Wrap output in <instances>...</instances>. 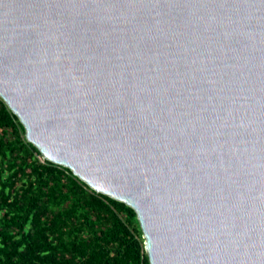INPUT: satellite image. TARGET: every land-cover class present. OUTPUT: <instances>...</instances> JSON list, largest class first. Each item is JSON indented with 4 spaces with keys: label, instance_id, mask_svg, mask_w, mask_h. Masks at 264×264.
<instances>
[{
    "label": "water",
    "instance_id": "95a60500",
    "mask_svg": "<svg viewBox=\"0 0 264 264\" xmlns=\"http://www.w3.org/2000/svg\"><path fill=\"white\" fill-rule=\"evenodd\" d=\"M0 97L150 264H264V0H0Z\"/></svg>",
    "mask_w": 264,
    "mask_h": 264
},
{
    "label": "trees",
    "instance_id": "16d2710c",
    "mask_svg": "<svg viewBox=\"0 0 264 264\" xmlns=\"http://www.w3.org/2000/svg\"><path fill=\"white\" fill-rule=\"evenodd\" d=\"M0 264H150L136 210L42 160L2 97Z\"/></svg>",
    "mask_w": 264,
    "mask_h": 264
},
{
    "label": "rangeland",
    "instance_id": "374dc122",
    "mask_svg": "<svg viewBox=\"0 0 264 264\" xmlns=\"http://www.w3.org/2000/svg\"><path fill=\"white\" fill-rule=\"evenodd\" d=\"M42 160H44V158L42 157Z\"/></svg>",
    "mask_w": 264,
    "mask_h": 264
}]
</instances>
